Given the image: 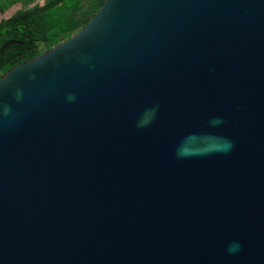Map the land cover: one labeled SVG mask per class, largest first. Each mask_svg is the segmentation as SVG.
I'll return each mask as SVG.
<instances>
[{"label":"water","instance_id":"1","mask_svg":"<svg viewBox=\"0 0 264 264\" xmlns=\"http://www.w3.org/2000/svg\"><path fill=\"white\" fill-rule=\"evenodd\" d=\"M0 264H264V0H104L3 73Z\"/></svg>","mask_w":264,"mask_h":264},{"label":"trees","instance_id":"2","mask_svg":"<svg viewBox=\"0 0 264 264\" xmlns=\"http://www.w3.org/2000/svg\"><path fill=\"white\" fill-rule=\"evenodd\" d=\"M104 0H0V12L15 3L22 7L0 19V76L11 67L58 44L83 27Z\"/></svg>","mask_w":264,"mask_h":264},{"label":"rangeland","instance_id":"3","mask_svg":"<svg viewBox=\"0 0 264 264\" xmlns=\"http://www.w3.org/2000/svg\"><path fill=\"white\" fill-rule=\"evenodd\" d=\"M39 2H42V0H39ZM21 7H22L21 3L13 4L6 11L0 12V19L10 16L12 13H14L16 10L20 9Z\"/></svg>","mask_w":264,"mask_h":264}]
</instances>
